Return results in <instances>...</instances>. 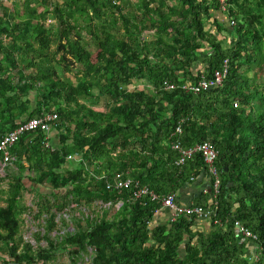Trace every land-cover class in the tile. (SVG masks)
Instances as JSON below:
<instances>
[{
  "label": "trees",
  "instance_id": "obj_1",
  "mask_svg": "<svg viewBox=\"0 0 264 264\" xmlns=\"http://www.w3.org/2000/svg\"><path fill=\"white\" fill-rule=\"evenodd\" d=\"M6 1L0 0V136L56 111L61 145L45 147L42 131L33 143L23 136L13 148L18 169L33 170L34 183L67 188L77 204L109 203L116 209L112 218L105 209L102 216L79 221L61 238L73 264L89 249L90 264H248L253 239L235 229L236 220L257 235L259 259L253 263L264 262V82L257 76L264 70V0H230L224 24L213 14L217 0H138L133 11L124 0H20L11 6ZM49 14L56 19L51 27L45 23ZM210 20L216 32L206 28ZM222 33L229 44L218 38ZM225 59L229 70L221 86L199 93L162 88L165 80L211 78ZM73 63L79 64L76 82L65 74ZM142 79L150 87L128 88ZM103 95V110L88 104ZM177 140L185 147L203 141L216 147L218 192L202 189L194 203L213 208L221 224L200 228L199 219L187 214L155 221L159 200H133L128 190L106 189L101 177L123 172L158 195H176L206 171L200 154L176 164ZM71 154L80 158L66 169ZM24 189L19 175L3 192L0 249L7 243L16 260L45 264L57 250L51 241L36 253L26 242L18 252ZM53 223L48 221L50 228Z\"/></svg>",
  "mask_w": 264,
  "mask_h": 264
},
{
  "label": "rangeland",
  "instance_id": "obj_2",
  "mask_svg": "<svg viewBox=\"0 0 264 264\" xmlns=\"http://www.w3.org/2000/svg\"><path fill=\"white\" fill-rule=\"evenodd\" d=\"M15 1L20 0H7L6 4L11 6L14 4ZM125 8L127 11H133L138 9V0H128L125 2ZM214 16L221 21V24H224V22H228L226 19L229 15V12H220L219 9L214 10L213 12ZM47 26L51 27L54 26L56 23L55 16L53 14L48 15V19L45 21ZM209 30H212L213 32H216V26L212 23V20L209 21L207 24V27ZM85 40L90 41V37L84 32ZM149 34V33H147ZM218 38L223 41L224 44H229L231 38L227 36L225 33L219 34ZM55 49V45L53 44L51 46V52ZM59 58V54H56L55 60H53V64H58L56 61ZM35 61H38L37 59H34ZM45 64V63H44ZM198 68L202 67L201 62L198 63ZM72 70H66L65 74L66 77L70 78L73 82L77 81V73L76 70L79 67L78 63H73L71 65ZM34 69V68H32ZM255 70L249 71L248 75L253 76ZM258 81L264 82V70L261 69V71L258 73ZM137 87H150V84L142 79L139 82H137ZM134 89V88H133ZM96 92V91H95ZM35 92L32 91L30 93V97L32 100L34 99ZM92 103L87 101L88 104H91L94 106L95 109L103 110V107L105 103L108 101L107 97L105 95L98 97V99L92 98ZM58 130V129H57ZM50 143L52 146H60L61 144L58 141V132L53 131L50 136ZM16 155V154H15ZM17 156V155H16ZM16 158V157H15ZM79 156L73 155L72 158H67V161L65 163L66 169H71L77 166ZM18 157L14 161V167L17 168H10L8 167L6 169L7 174L3 176L0 179V198H5L6 194L3 193L5 190L9 189L10 183L14 180V176H21L22 181L26 182V185H28L27 190L21 193L20 195V205L23 208L20 219H21V228L29 231L30 234L33 235L34 239L32 240H24L23 238H20L18 241L19 243L25 244L26 242H29L32 245L33 252H37L39 248H48V242L51 241L53 244L57 245V250L52 254V258L45 262V264H73L71 257L69 256V253L59 244L61 238L65 236L69 231L74 232L76 224L80 221L84 223L85 219L89 216L92 217H99L104 214L105 209H107V217L112 218L114 217L115 210L114 208L108 207V205L101 204L99 202L91 203V204H85L80 205L76 202L72 201V196H68L67 194V188H62L60 190H54L50 188V186L45 184H37L34 183L32 180H30L31 176H34V171L30 170L28 166L24 168L21 172V169H18L19 162ZM23 162V160H20ZM25 163V162H24ZM208 192V191H207ZM204 192L203 193H207ZM3 200H0V202H3ZM5 203V202H4ZM4 205V204H3ZM115 208H117L115 206ZM79 219V220H78ZM53 220V225L50 228L48 221ZM199 226L200 228H208L210 227V222L205 220H199ZM39 228H44L45 235H48L49 237L46 238V236L35 237V233H38ZM257 246L254 243H248L247 247V253L249 255V261L250 264L253 263V259L257 256L256 254ZM92 257L91 252L88 251L86 255L83 256L81 259H77L76 264H90Z\"/></svg>",
  "mask_w": 264,
  "mask_h": 264
},
{
  "label": "built area",
  "instance_id": "obj_3",
  "mask_svg": "<svg viewBox=\"0 0 264 264\" xmlns=\"http://www.w3.org/2000/svg\"><path fill=\"white\" fill-rule=\"evenodd\" d=\"M117 3V1H113ZM218 9L220 12H228L231 6L230 0H217ZM236 23L235 19L229 18V24L234 25ZM229 70V61L225 59L222 67L217 68L211 78H206L201 76L198 80L185 81L181 84L165 80L162 84V88L166 90H172L176 87H181L187 92L199 93L202 90H209L217 86H221ZM137 87V84L130 85L128 88L133 89ZM148 88V87H147ZM235 105L237 103L235 102ZM57 120L58 113L56 111H45L41 115L31 117L27 120L22 121L17 127L8 130L1 134L0 136V179L7 174L6 169L17 168L14 167V161L17 158L13 152L14 146L21 140V138L27 135L26 141L28 143H33L37 138L38 131H42L44 137L42 139V144L45 147L54 149V146L50 143V136L53 131L57 132ZM177 133L182 132L181 126H177ZM173 148L178 151L179 157L176 164L183 165L187 160L193 158L196 154H200L206 165V172L210 176L211 186L209 188H204L203 191L214 189L215 193L218 192V188L221 182L220 171L216 164L218 151L211 141H203L192 146L185 147L182 145L181 141L177 140L173 142ZM76 155V154H74ZM78 156V155H76ZM16 157V158H15ZM73 155H69L68 158H72ZM104 178L105 187L107 190L118 191L121 189L128 190L130 192V197L133 200H138L146 196H150L152 199H157L161 202V207L155 210V215H160L163 209H168L169 214L167 219L173 221L182 214H187L190 216H196L199 220L213 221L215 224H221V221L216 216V212L213 208L206 207L203 204H182L176 201L175 193H169L166 195H158L153 192L147 184H143L139 179H135L132 176L125 174L123 172H117L110 177L102 176ZM214 193V194H215ZM215 197V196H213ZM212 196L209 197V202L214 203L215 200ZM101 203V202H99ZM122 201L119 200L115 203V206L119 208ZM105 205H110L105 204ZM21 215V214H20ZM21 222V219H20ZM20 225V229H21ZM235 229L241 233L244 238H251L252 243L257 239V235L249 229L241 221L236 220L234 222ZM20 231V230H19ZM38 233L44 234V228H39ZM24 240H32L30 233L25 234L22 237ZM12 242L10 243V245ZM255 244V243H254ZM92 256V249H89ZM256 256L253 260H258ZM250 264V263H248ZM254 264V263H251ZM260 264H264L261 262Z\"/></svg>",
  "mask_w": 264,
  "mask_h": 264
},
{
  "label": "crops",
  "instance_id": "obj_4",
  "mask_svg": "<svg viewBox=\"0 0 264 264\" xmlns=\"http://www.w3.org/2000/svg\"><path fill=\"white\" fill-rule=\"evenodd\" d=\"M58 1L61 2L62 0H58ZM126 1H128V0H124L123 2H126ZM3 133L4 132H2V134ZM210 183H211L210 176L208 175V173L206 171H204L202 169L200 171L199 175H197V177L193 178V181L191 183L185 184L182 187V189L179 192H177L176 201L179 203H182V204L194 203L197 200V198L201 195L200 192L202 189H204V188L210 189ZM27 188H28V185H26V182H25V191L27 190ZM0 200H3V199L0 198ZM5 205H6V201L0 202V206H5ZM20 208L22 209L21 206H20ZM168 214H169V210L163 209L161 214L156 216L155 221L167 220ZM25 234H29V231H26V230L21 228L19 233L16 236L17 242L20 241L19 239L22 238L23 235H25ZM30 235L34 239L33 235L32 234H30ZM36 235H38V237H42V236H45V233L43 234L42 232L41 233L36 232L35 237H37ZM23 245L24 244L19 243L18 252L22 251ZM0 264H42V261L31 262V261H28L27 259H23L21 261H18L10 253L8 244L7 243H1Z\"/></svg>",
  "mask_w": 264,
  "mask_h": 264
}]
</instances>
